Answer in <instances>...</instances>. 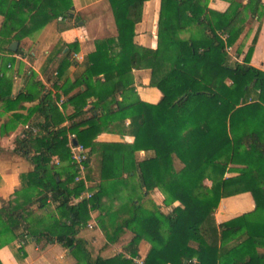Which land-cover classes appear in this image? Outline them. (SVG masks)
Listing matches in <instances>:
<instances>
[{"label": "trees", "instance_id": "obj_1", "mask_svg": "<svg viewBox=\"0 0 264 264\" xmlns=\"http://www.w3.org/2000/svg\"><path fill=\"white\" fill-rule=\"evenodd\" d=\"M144 1L108 0L116 35L95 40V49L86 55L75 80L55 86L60 92L51 93L34 81L14 97L9 90L0 92L7 108H24L21 102L37 99L26 114L13 113L0 125L1 134L23 126L12 152L31 165L19 175L20 187L13 198L0 207V246L24 232L34 240L44 238L72 247V253H84L85 264H132L121 253L89 259L85 241L77 235L98 208L96 217L105 230L107 219L113 224L125 214L111 233L105 232L108 241H116L128 229L133 236L123 251L137 256L140 241L150 244L144 264H183L184 260L186 264H250L264 256L255 251L264 245V70L248 63L256 36L243 62L230 61L227 47L242 31L239 3L229 0L228 8L219 12L208 7V0H160L156 47L146 48L134 41ZM259 3L248 0L243 8L256 13ZM71 7V0H0V51L12 53L7 47L13 40L31 36L49 21L67 18ZM64 45L67 50L55 68V83L77 51L75 42ZM10 62L11 57L3 58L0 69ZM144 67L151 70L150 84L161 97L155 103L127 101L132 70ZM10 80L0 76V86L5 82L10 87ZM78 85L84 89L60 105L72 106L73 112L65 117L57 104L60 93ZM117 94L122 98L117 99ZM92 96V107L86 109L91 116L75 122L73 117L83 113ZM65 118L69 123L60 125ZM126 118L134 136L130 151L150 153L128 167L126 144L100 143L99 184L89 198L75 202L85 186L75 181L69 136L92 148L97 134L114 130V121ZM88 161L87 150L86 165ZM130 171L139 173L135 183L122 177ZM125 188L130 197L110 209L118 200V190ZM154 188L165 203L176 202L170 212H161L151 199ZM244 191L251 193L254 210L216 223L213 212L220 199ZM49 201L56 204L58 216L50 213L38 230L32 229L27 212ZM240 233L242 241L229 248L236 249H226L232 235Z\"/></svg>", "mask_w": 264, "mask_h": 264}, {"label": "crops", "instance_id": "obj_2", "mask_svg": "<svg viewBox=\"0 0 264 264\" xmlns=\"http://www.w3.org/2000/svg\"><path fill=\"white\" fill-rule=\"evenodd\" d=\"M239 3L237 11H241L242 31L239 37L232 46L228 47L230 61L243 62L249 46L252 45V39L256 36V41L251 49V54L248 63L258 69L264 70V0H260L256 13H251L243 7L248 0H235ZM72 10L67 14V18L55 19L51 23L43 26L31 36H27L18 41L16 51L12 53L0 51V66H2L3 58L11 57L13 62L6 65V69H0V76L11 77V86L7 87L5 82L0 86V92L6 93L8 90L11 96L14 97L20 91H26L31 88L32 82H40L44 89L51 93L60 92L55 86L64 81L71 83L75 80L77 74L85 66V57L95 49V40L104 37H114L116 35L115 22L112 15L111 7L108 0H71ZM160 0H145L142 7L141 20L135 24L134 41L146 48L156 47L157 21L160 11ZM207 5L210 9L224 12L229 6V0H208ZM1 18V16H0ZM95 25V30H90L91 25ZM239 22V23H240ZM93 28V27H92ZM14 41V40H13ZM77 43V51L71 54L72 62L60 75L57 81V72L55 70L61 56L67 50L64 43ZM9 46V45H8ZM8 48V47H7ZM133 83L132 91L126 93L127 101H134L139 98L142 101L155 103L160 97V91L153 85L151 81V70L149 68H139L132 70ZM55 83V84H54ZM10 88V89H9ZM78 89H84V85L72 87L67 93H60L64 103L67 97L76 93ZM122 95L117 94V99H121ZM95 98L92 96L89 100V105L92 107V102ZM19 104V103H18ZM37 104V99L31 101H23L21 105L24 108L16 107L7 108L3 101H0V125L8 120L13 113L26 114L27 109ZM89 107V108H90ZM62 115H71L73 112L72 106L67 105L66 108L59 106ZM91 116L90 111H86L83 107V113L73 117L75 122H81ZM69 120L65 118L60 125H67ZM114 130L103 131L94 138L93 147H88L89 161L86 165L87 178L89 184L96 189L99 184V167H100V143H122L128 148V167L135 165L143 160L150 152L145 150L130 151L129 145L134 141V136L130 132L129 118L124 121H114ZM23 126L19 124L17 129L10 130L7 133L0 132V207L3 201H8L13 198V192L20 187L21 173L28 172L31 169L30 163L22 156L12 152L15 145V137L20 132ZM20 134V133H19ZM74 138V137H73ZM55 157L52 158V160ZM57 158V157H56ZM139 176L138 171H130L122 175L131 183H135L136 177ZM211 183V182H210ZM158 191L157 198L163 201V194ZM128 193L127 188L118 190L119 204L122 193ZM150 194V193H149ZM150 196V195H149ZM152 199V198H151ZM158 200V199H157ZM160 200L156 201L160 206ZM174 203L173 205H175ZM49 201L43 208H37L35 205L27 213L29 215L30 227L38 230L41 221L48 214L56 215V205ZM255 203L249 191L239 192L224 196L220 199L218 206L213 212L216 223L227 221L231 218L242 215L243 213L254 210ZM95 210V209H94ZM93 211V210H92ZM91 211V213H92ZM99 215V210L97 211ZM92 222V221H91ZM99 224V220L97 226ZM82 234V230H80ZM233 238L228 240L225 248L229 249L237 245L244 238L243 234L232 235ZM237 236V237H236ZM80 237V234L77 235ZM85 243L86 240L84 239ZM143 241V240H142ZM148 243L145 241V244ZM142 251L138 250L139 258L144 259L149 251L150 245ZM42 247V248H41ZM65 246L58 243L46 242L44 238L34 240L33 237L19 233L18 237L0 246V263L1 264H72L73 259L70 253L65 252ZM72 247H69L71 249ZM236 249V248H232ZM232 249H229L232 250ZM255 251L258 254L264 255V245L257 246ZM103 252V250H102ZM102 252L100 256L102 258ZM107 252V251H106ZM227 253V252H226ZM250 264H264V256L257 258ZM248 261V257L243 259ZM249 264V263H247Z\"/></svg>", "mask_w": 264, "mask_h": 264}, {"label": "rangeland", "instance_id": "obj_3", "mask_svg": "<svg viewBox=\"0 0 264 264\" xmlns=\"http://www.w3.org/2000/svg\"><path fill=\"white\" fill-rule=\"evenodd\" d=\"M52 21L47 22L45 25L51 23ZM1 23H2V17L0 18V25H1ZM89 24L91 25V22ZM95 28H96L95 25H91L90 30H95ZM34 33H32V35ZM1 152H3V150L0 151V153ZM85 171H86V174H87V168L85 169ZM230 175H232V174L227 173L225 176H230ZM86 181L88 183V178L87 177H86ZM203 183H204V185H208V186L210 185V181L208 179H205L203 181ZM89 187H90L89 190L93 193L95 191L94 186L89 184ZM157 190H159V189L157 188ZM139 192H142V191H139ZM149 193H150L149 195L152 198V200L157 204L156 201L160 200V198H157V195H159L158 191H155V189H152ZM129 197H130V195L127 192L126 193H122L121 196H120V200L121 201H125ZM160 202H161V205L159 206V208H160V211L163 212V213L170 212L172 207L174 206L173 204L176 203V202H173V203L167 204V203L164 202V199H163V201L160 200ZM103 203H105L104 207H107L109 205L107 203V201H105V200L103 201ZM144 204L147 205L146 203H144ZM110 205H111L110 209H115L116 207L119 206V204H117V202L115 204L111 203ZM35 207H37V206L35 205ZM98 210L99 209L96 208L95 210L92 211V213H90V217L87 220V223L80 229V230H82V234L80 233V230L78 232V234H80V236L83 237L86 240V243H85L84 246H85V249H86L87 253L89 254V259H91V260L96 258L97 256H99L100 253L102 252V250H103L102 255H103V257H105L104 259L111 258L114 255L118 254L120 251H122V253H124L125 251H123V246L126 245L127 242L130 240V238L133 236V234L128 229H126V230H124L123 232H121L119 234V236H118L116 241H114V242L108 241L105 232H110L111 233L112 230H113L114 224H116L118 221H120L125 216V214L117 216L114 219L113 224L111 223V221H109L107 219V222H106V228L107 229L105 230L99 224L97 226L98 219H97L96 216L98 215V212H97ZM55 213H56V215H58V210L57 209H56ZM88 223H93L91 225L92 227H89ZM147 245H150V244L149 243L145 244L144 240L140 241L139 242L140 251L146 249L148 247ZM72 249L73 248H71V249H69L67 247L65 248V252L67 254L70 253L72 255V259H73L72 264H85V260L83 258L84 257V253H81V252L75 253L76 251L74 253H72ZM137 254L139 255V253H137Z\"/></svg>", "mask_w": 264, "mask_h": 264}, {"label": "built area", "instance_id": "obj_4", "mask_svg": "<svg viewBox=\"0 0 264 264\" xmlns=\"http://www.w3.org/2000/svg\"><path fill=\"white\" fill-rule=\"evenodd\" d=\"M227 51H228V47H227ZM56 74V72L54 73ZM63 102V98L60 97L59 101L57 102V104L60 106ZM90 107L89 103H87L85 105V109H88ZM25 128H29L31 129L33 132L36 131L35 128L31 127V126H24ZM73 136H69V148H70V162L71 164H73L75 170H76V176H75V181H82L85 189L75 198V202L76 201H80L84 198H89L92 194V192L89 190V181L87 183L86 181V164L85 161L87 159V149L80 143L77 142V144H73L72 142ZM52 162L54 163H58V159L55 157ZM93 223H88L89 227H92ZM119 253L123 254L124 257L131 261L132 264H144V259H140L139 256H134L131 255L127 252L122 253V251H120Z\"/></svg>", "mask_w": 264, "mask_h": 264}, {"label": "water", "instance_id": "obj_5", "mask_svg": "<svg viewBox=\"0 0 264 264\" xmlns=\"http://www.w3.org/2000/svg\"><path fill=\"white\" fill-rule=\"evenodd\" d=\"M17 46H18V41H17V40H14V41H12V42L9 44L8 49H9L10 51L14 52V51H16ZM72 142H73V144H77L78 141L76 140V138H73V139H72ZM186 262H187V261L184 260L183 264H186Z\"/></svg>", "mask_w": 264, "mask_h": 264}]
</instances>
